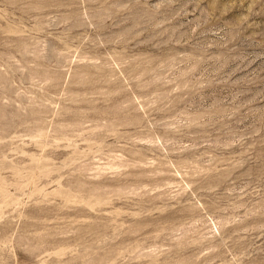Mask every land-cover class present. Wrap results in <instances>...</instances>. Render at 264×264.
I'll return each instance as SVG.
<instances>
[{"label": "rangeland", "instance_id": "obj_1", "mask_svg": "<svg viewBox=\"0 0 264 264\" xmlns=\"http://www.w3.org/2000/svg\"><path fill=\"white\" fill-rule=\"evenodd\" d=\"M0 264H264V0H0Z\"/></svg>", "mask_w": 264, "mask_h": 264}]
</instances>
